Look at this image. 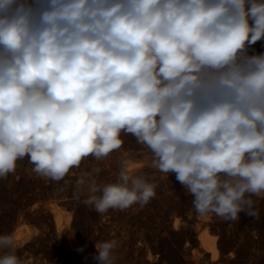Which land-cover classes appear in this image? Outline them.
Here are the masks:
<instances>
[{"label": "clouds", "instance_id": "1", "mask_svg": "<svg viewBox=\"0 0 264 264\" xmlns=\"http://www.w3.org/2000/svg\"><path fill=\"white\" fill-rule=\"evenodd\" d=\"M264 0H0V178L28 158L60 181L130 134L197 214L259 219L264 198ZM84 173L103 214L146 205L155 183L124 161L115 183ZM99 193V195H96ZM17 242L0 264H21ZM115 240L96 243L114 264Z\"/></svg>", "mask_w": 264, "mask_h": 264}, {"label": "rangeland", "instance_id": "2", "mask_svg": "<svg viewBox=\"0 0 264 264\" xmlns=\"http://www.w3.org/2000/svg\"><path fill=\"white\" fill-rule=\"evenodd\" d=\"M262 52L264 40L249 49ZM121 138L119 150L99 161L85 158L60 181L34 173L27 157L0 178V235L20 231L16 255L21 264H99L96 243L112 240L117 243L114 264H264V198L252 197L258 220L243 212L237 222L199 215L174 174L154 169L150 152L135 137L122 133ZM126 160L136 175L157 185L155 197L142 207L103 214L85 204L91 193L87 183L78 184L83 174L99 168L94 174L99 186L115 183ZM204 228L216 236V258L200 238ZM7 251L0 249V257Z\"/></svg>", "mask_w": 264, "mask_h": 264}, {"label": "bare ground", "instance_id": "3", "mask_svg": "<svg viewBox=\"0 0 264 264\" xmlns=\"http://www.w3.org/2000/svg\"><path fill=\"white\" fill-rule=\"evenodd\" d=\"M250 220V219H249ZM220 221V220H219ZM203 222V221H202ZM229 222V221H228ZM253 222V221H252ZM57 223L59 225V219H57ZM199 224V223H198ZM60 226V225H59ZM216 231V230H215ZM19 233L17 234L16 232L13 233L15 236V240L16 242L18 241V239H20V231H18ZM242 232V231H241ZM210 232H208V230L206 228L203 229L200 238L202 239L203 245L206 249H208L211 252L212 258H216L217 257V250L215 247V240H216V236L209 234ZM260 235V234H259ZM263 235V234H262ZM264 238V237H263ZM221 243V242H220ZM237 243V242H236ZM242 245V244H241ZM246 249V248H245ZM195 251V250H194ZM198 252V251H197ZM243 254V253H242ZM225 257V256H224ZM211 258V259H212ZM208 259V258H207ZM211 261V260H210ZM210 263V262H209Z\"/></svg>", "mask_w": 264, "mask_h": 264}]
</instances>
